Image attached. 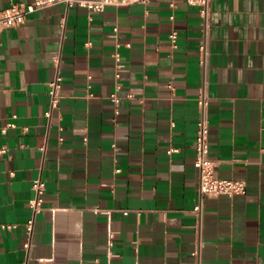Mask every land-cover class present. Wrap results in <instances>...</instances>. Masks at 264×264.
Wrapping results in <instances>:
<instances>
[{
    "label": "crops",
    "instance_id": "1",
    "mask_svg": "<svg viewBox=\"0 0 264 264\" xmlns=\"http://www.w3.org/2000/svg\"><path fill=\"white\" fill-rule=\"evenodd\" d=\"M202 23L187 0L59 2L0 33V264H264V0H212L206 53ZM204 86L215 175L247 192L198 213Z\"/></svg>",
    "mask_w": 264,
    "mask_h": 264
},
{
    "label": "built area",
    "instance_id": "2",
    "mask_svg": "<svg viewBox=\"0 0 264 264\" xmlns=\"http://www.w3.org/2000/svg\"><path fill=\"white\" fill-rule=\"evenodd\" d=\"M151 0H34L30 3L16 2L10 6L0 9V33L8 31L22 25L27 16L46 6L53 5L59 2H65L68 6L78 5L85 7L90 11L103 12L107 7H128L136 3L146 4ZM212 0H187L189 5L198 6L200 15L203 19L204 38L201 44V50L207 52V35L210 27ZM173 7L174 3L171 4ZM114 35L118 33V27L113 29ZM172 43H176L177 32L173 31L170 34ZM130 44H127L129 46ZM117 71L116 77H120L119 69L123 67L122 55L120 51H116L115 55ZM54 61L58 68L55 78L50 82L51 107H57L61 98L60 89L62 76L59 72L60 57L54 56ZM112 100L115 103L119 102L117 94L112 95ZM209 102L210 97L207 93L206 86H204L200 96L198 97V106L200 117L197 125L196 135V159L195 167L199 172V187L198 193L200 195V202L195 206V211L200 213L202 208L201 200L205 196H219L226 194L234 196L237 194H245L247 192L246 182L238 179H222L215 175V161L210 155V137H209ZM48 114H50L48 112ZM1 128V125H0ZM5 129V128H3ZM6 147H0V153L6 152ZM44 150V148L42 149ZM32 189L34 191V198L30 201L32 215L25 224L27 233L31 237L36 221L37 215L44 209V195L46 191L45 181L39 177L33 180ZM14 224H3V229H12ZM25 247L29 249L30 240L25 243Z\"/></svg>",
    "mask_w": 264,
    "mask_h": 264
}]
</instances>
